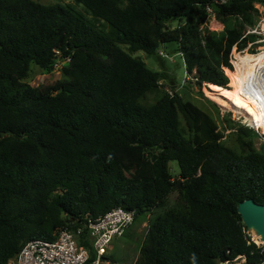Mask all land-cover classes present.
<instances>
[{
    "label": "trees",
    "instance_id": "16d2710c",
    "mask_svg": "<svg viewBox=\"0 0 264 264\" xmlns=\"http://www.w3.org/2000/svg\"><path fill=\"white\" fill-rule=\"evenodd\" d=\"M256 5L264 10V0H0V264L31 240L52 241L117 206L134 211V220L149 215L133 264H224L239 256L264 264V247L247 244L236 210L246 199L264 204V143L236 153L218 140L211 117L176 92L142 105L166 75L131 54L160 57L175 43L195 85H217L216 98L246 106L258 128L233 72L229 80L224 74L233 46L256 39L229 22L253 26ZM209 10L227 31L203 27ZM57 61L61 80L29 84L32 65L50 73ZM239 133L251 147L255 132L239 126ZM86 237L84 229L89 248Z\"/></svg>",
    "mask_w": 264,
    "mask_h": 264
},
{
    "label": "rangeland",
    "instance_id": "374dc122",
    "mask_svg": "<svg viewBox=\"0 0 264 264\" xmlns=\"http://www.w3.org/2000/svg\"><path fill=\"white\" fill-rule=\"evenodd\" d=\"M35 1L42 4H73V0ZM75 8L83 13L88 19H93L85 12V8L82 5H76ZM256 9L257 15L254 16L255 23L253 26L245 23L241 18L230 20L229 25L236 28L240 26L242 29L238 28V30L240 29L239 31L242 36L249 34L248 32L254 29L261 31V34L254 35H256L257 38L262 39V42L252 48L254 51H261L262 48H264V10L259 5H256ZM97 25L101 24L98 22ZM177 25L178 23L175 22L171 23L169 26L176 27ZM227 25L228 24L224 25L220 20L216 19L212 10H209V17L203 23V27L211 31H227ZM104 29L105 31H108L109 27L104 25ZM121 47L127 51L126 46L122 45ZM176 49L177 45L175 43L166 44L163 46V49L161 48L159 50V52L162 53H158L160 57L156 55L149 56L142 51L131 53L133 57L141 59L149 70L163 72L166 75L164 79L159 80L161 85L157 90L144 95L140 99V103L148 106L155 103L164 92L169 94H172L173 92L179 93L185 100L191 101L195 106L211 117L216 124V136L224 146L238 154L248 153L250 149L258 151L260 146L264 143V137L261 135L260 130L255 131L253 127L248 126V124L244 122V120L250 115L247 107L235 105L234 109L233 106H225L224 103L216 98L214 92L210 91L209 87L204 84L201 87H197L191 77L186 75L183 60L181 56L174 51ZM231 52H233V50ZM233 58L234 57H232V59ZM63 64L64 62L57 61L50 73L41 72L36 66L32 65L30 76L28 78L29 84L33 87L53 85L63 77L61 72ZM239 69L240 68H238V70H226L224 74L228 78V73L233 72L230 78L235 84L236 81L234 80V77L239 73ZM222 93L225 94L224 92ZM228 102L229 101L226 103L228 104ZM229 104H232V102H229ZM233 104H235V102ZM239 126L247 127L255 132L256 136L251 140V147L245 145L250 140L239 133ZM181 130L186 135V130L183 125H181ZM241 142H243L244 145H241ZM169 168L174 178H176L179 172L176 161L169 162ZM174 197L175 194H172L170 199L172 200ZM148 219L149 215H138L122 237H114L111 240L105 253L111 264H133L137 258L139 245L148 225ZM253 238L255 239L257 237L253 234ZM255 241L257 242V239H255ZM258 243H260V241ZM225 264H246V262L245 258H236L234 261L226 262Z\"/></svg>",
    "mask_w": 264,
    "mask_h": 264
},
{
    "label": "built area",
    "instance_id": "2783aa9c",
    "mask_svg": "<svg viewBox=\"0 0 264 264\" xmlns=\"http://www.w3.org/2000/svg\"><path fill=\"white\" fill-rule=\"evenodd\" d=\"M248 33L252 35L261 34V31L254 29ZM260 42H262V39L256 36L255 41L248 43L241 50L233 46V52H230L229 55L231 69L234 70L236 64L240 67L243 66L238 57L243 56L245 51L250 54L259 52H251V50L253 46L255 47ZM158 53L162 54L161 52ZM232 57L234 58L232 59ZM244 89L253 92L264 101V67L258 68L253 74H250L244 82ZM253 129L259 131L258 128L253 127ZM260 133L264 137L261 131ZM134 215V211L120 206L114 207L95 220L87 219L84 226L77 228L75 231L69 229L59 231L52 241L35 239L27 242L9 264H111L105 254L106 249L114 237L124 235L126 230L133 224ZM84 229L86 230V238L89 241V248L81 243ZM244 236L247 244L253 243L257 247H264L261 242L255 241L253 233L247 231V229L244 230ZM91 253L93 258H91ZM237 258L245 257L239 256Z\"/></svg>",
    "mask_w": 264,
    "mask_h": 264
},
{
    "label": "bare ground",
    "instance_id": "6f19581e",
    "mask_svg": "<svg viewBox=\"0 0 264 264\" xmlns=\"http://www.w3.org/2000/svg\"><path fill=\"white\" fill-rule=\"evenodd\" d=\"M247 53V51L245 52ZM241 58L240 62L243 63V66L240 67L236 64L235 69H239V73L235 79V86L239 90L240 94L245 98V100L254 108L255 112L258 116V130L264 134V101L262 98L256 96L253 92H249V90L244 89V82H246L247 78L250 74H253L256 69L264 67V48L261 51L256 53L255 55H247L238 57ZM209 87L210 91L214 92V94L219 93V87L217 85H206ZM244 117V116H242ZM245 119V118H244ZM248 126L253 127L246 119L244 120ZM257 242H259V237L255 238Z\"/></svg>",
    "mask_w": 264,
    "mask_h": 264
},
{
    "label": "water",
    "instance_id": "95a60500",
    "mask_svg": "<svg viewBox=\"0 0 264 264\" xmlns=\"http://www.w3.org/2000/svg\"><path fill=\"white\" fill-rule=\"evenodd\" d=\"M179 185L180 181L177 183V186ZM236 210L247 231L259 237L264 246V204H257L252 199H246L238 203Z\"/></svg>",
    "mask_w": 264,
    "mask_h": 264
}]
</instances>
